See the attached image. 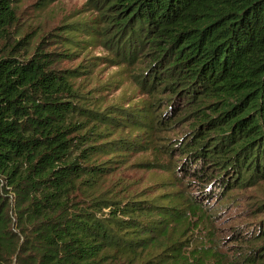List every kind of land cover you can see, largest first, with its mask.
Masks as SVG:
<instances>
[{
	"label": "trees",
	"instance_id": "obj_1",
	"mask_svg": "<svg viewBox=\"0 0 264 264\" xmlns=\"http://www.w3.org/2000/svg\"><path fill=\"white\" fill-rule=\"evenodd\" d=\"M15 1L0 0V264H264V244L222 251L207 203L264 177V0H89L61 51L10 41ZM98 43L108 56L62 64ZM102 61L133 68L144 96L78 84ZM187 115L180 144L166 132ZM137 151L170 173L106 184Z\"/></svg>",
	"mask_w": 264,
	"mask_h": 264
},
{
	"label": "rangeland",
	"instance_id": "obj_2",
	"mask_svg": "<svg viewBox=\"0 0 264 264\" xmlns=\"http://www.w3.org/2000/svg\"><path fill=\"white\" fill-rule=\"evenodd\" d=\"M45 2L46 4L43 5ZM88 2L89 0H16L18 22L11 31L10 41L23 38L30 41L31 47L40 45L48 50L61 51L62 47L59 41L64 38L57 35L61 33L62 28L66 27L63 26L64 24L74 22L90 13ZM2 44L0 43V47ZM85 45L87 46V44ZM108 55L107 48L98 43L88 46L75 55H69V52L66 51L62 64L68 67H75L79 64L84 66L91 58L98 61L96 57ZM84 58L88 59L83 60ZM81 70L88 69L81 68ZM90 70H92L91 73H81L78 77V84L95 86L106 80L116 84V86H111V90L108 91L106 97L108 102L126 100L128 97L137 100L144 96L141 94L135 75L131 74L133 70L131 67H129V72L125 73V69L122 70L118 65L102 61ZM115 81L118 82L115 83ZM190 120V115L184 116L182 119L179 116L173 118L170 121L171 129L166 132L168 137L178 139L182 144L187 139ZM153 155L154 153L150 151H137L133 155L123 158V161L116 165L108 177L106 184L119 180L129 183L132 188L139 190L161 181L170 172L155 167L138 166L141 161L151 160ZM173 157L171 162L184 156L176 150ZM182 177L185 179L184 189L188 191L199 190L202 185H208L207 181H201L198 177L190 176L185 172H182ZM231 193L232 196L229 198L224 196V199H221V197L212 194L207 199L210 208L217 213L214 218V229L217 238L222 239V251L233 254L234 249L239 248L261 250L264 239H259L257 235L253 237V234L257 232L254 231L255 229L261 227L259 222L264 220V177L257 178L250 184L245 182L241 186L236 185ZM242 234L246 236L245 240H242ZM245 245L246 247H243Z\"/></svg>",
	"mask_w": 264,
	"mask_h": 264
}]
</instances>
